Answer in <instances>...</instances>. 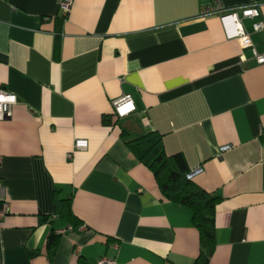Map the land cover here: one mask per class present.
<instances>
[{"label": "crops", "instance_id": "1", "mask_svg": "<svg viewBox=\"0 0 264 264\" xmlns=\"http://www.w3.org/2000/svg\"><path fill=\"white\" fill-rule=\"evenodd\" d=\"M59 1L0 0V87L17 99L0 121V264L194 263L190 210L162 196L123 129L161 134L166 155L202 169L191 180L219 198L208 264H264V64L202 16L208 0H73L65 19ZM254 2L264 13L218 0ZM254 21L242 25L264 52ZM124 95L134 111L117 118ZM76 139L87 148L69 158Z\"/></svg>", "mask_w": 264, "mask_h": 264}, {"label": "trees", "instance_id": "2", "mask_svg": "<svg viewBox=\"0 0 264 264\" xmlns=\"http://www.w3.org/2000/svg\"><path fill=\"white\" fill-rule=\"evenodd\" d=\"M104 122L107 123L105 119ZM121 136L136 160L152 172L162 196L172 204L190 210L191 222L199 238V253L193 264H208L216 246L214 219L219 198L186 178L189 168L184 156L181 153L166 155L161 134L150 131L130 138L123 129ZM54 202L57 216L73 227L77 226L79 222L72 212L71 199H60L55 192ZM58 238L59 235L51 231L47 241L50 255ZM79 264L85 262L81 260Z\"/></svg>", "mask_w": 264, "mask_h": 264}, {"label": "built area", "instance_id": "3", "mask_svg": "<svg viewBox=\"0 0 264 264\" xmlns=\"http://www.w3.org/2000/svg\"><path fill=\"white\" fill-rule=\"evenodd\" d=\"M73 0H60L59 13L62 19H65L71 9ZM258 3L254 2L249 5L224 8L219 5L218 0H208L201 6V14L206 16H217L222 24L225 35L229 39H238L244 48H249L251 51V60L255 65L264 64V52H258L254 44L250 41L249 35L242 25L243 20H256L252 23V30L255 33L264 32V13L259 12ZM242 63H247V58L244 55L240 56ZM17 103L14 95L8 93L5 89L0 87V121L9 119L12 115V107ZM114 113L117 118H123L134 111V107L128 95H124L112 103ZM230 145H225L220 148V152L226 151ZM87 148V141L85 139H76L73 144L72 151L67 155L69 158L75 151L85 150ZM202 169L200 167L189 171L186 174L188 180L195 175L200 174ZM6 211V204L3 198V188L0 185V217ZM66 231H71V227L63 230H58L57 234H63ZM97 264H116L115 259L100 258Z\"/></svg>", "mask_w": 264, "mask_h": 264}]
</instances>
